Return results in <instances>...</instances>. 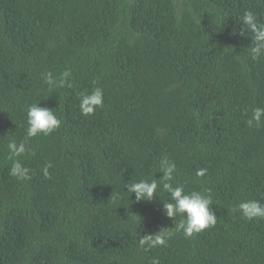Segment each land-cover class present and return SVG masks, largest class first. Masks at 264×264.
Masks as SVG:
<instances>
[{"label":"trees","instance_id":"obj_1","mask_svg":"<svg viewBox=\"0 0 264 264\" xmlns=\"http://www.w3.org/2000/svg\"><path fill=\"white\" fill-rule=\"evenodd\" d=\"M246 10L264 23V0H0V264H264V218L237 209L264 204V116L247 123L264 54L240 35ZM64 71L71 87L45 83ZM34 103L61 123L29 138ZM10 140L30 179L10 175ZM162 157L173 184L211 189L214 226L186 237L162 184L151 200L126 191L159 179ZM165 230L166 245H140Z\"/></svg>","mask_w":264,"mask_h":264},{"label":"clouds","instance_id":"obj_2","mask_svg":"<svg viewBox=\"0 0 264 264\" xmlns=\"http://www.w3.org/2000/svg\"><path fill=\"white\" fill-rule=\"evenodd\" d=\"M241 25L240 35L245 36L246 32L251 33L249 52L252 59H258L264 54V23H258L256 15L251 10H246L241 18ZM69 77V71L61 73L58 79L54 78L51 72H47L43 76L45 83L50 87H64L65 85L71 87L72 85L68 81ZM79 99L82 114L90 115L94 112L95 107L102 105L103 90L95 88L90 94H81ZM262 116H264V108H254L252 117L247 121L248 125L252 126L253 122H255L256 126L259 127ZM60 123L61 120L52 109L39 107L38 103H34L27 110V137L32 138L39 134L47 135L58 128ZM7 147L9 159L13 161L10 175L15 176L17 179H30V169L23 166L19 159H15L25 154L27 151L26 143L20 142L18 144L15 140H10ZM49 167H51L50 163L44 167L46 176L48 175ZM158 168L163 173L159 179H141L125 185L128 193H135V201L151 200L154 194L157 193L158 186L162 184L163 191L167 192L171 198L164 205L167 216L175 219L177 214H180L183 217L178 223H175V231H183L186 237H191L206 228L214 226L217 222V216L209 208V205L213 203L211 189H206L204 192H186L183 185L173 184L176 164L167 157L161 158ZM206 171V169H199L196 175L203 176ZM237 209L244 218H264V204L259 201H242L237 205ZM233 210L235 211L236 209ZM172 235H174L173 231L166 230L159 231L155 235H145L141 238L140 245H147L148 247L164 246ZM152 264H159V262L153 259Z\"/></svg>","mask_w":264,"mask_h":264}]
</instances>
